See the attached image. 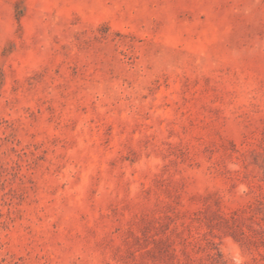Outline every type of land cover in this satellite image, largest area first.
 I'll use <instances>...</instances> for the list:
<instances>
[{"label": "rangeland", "instance_id": "374dc122", "mask_svg": "<svg viewBox=\"0 0 264 264\" xmlns=\"http://www.w3.org/2000/svg\"><path fill=\"white\" fill-rule=\"evenodd\" d=\"M0 264H264V0H0Z\"/></svg>", "mask_w": 264, "mask_h": 264}]
</instances>
